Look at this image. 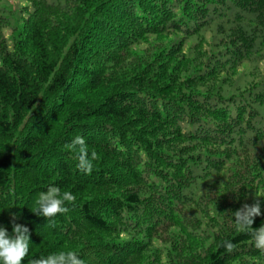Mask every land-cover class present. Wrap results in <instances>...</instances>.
<instances>
[{
    "label": "trees",
    "instance_id": "16d2710c",
    "mask_svg": "<svg viewBox=\"0 0 264 264\" xmlns=\"http://www.w3.org/2000/svg\"><path fill=\"white\" fill-rule=\"evenodd\" d=\"M51 184L76 202L47 220ZM256 202L254 229L264 0H0V226L28 227L22 264H264L232 215Z\"/></svg>",
    "mask_w": 264,
    "mask_h": 264
},
{
    "label": "clouds",
    "instance_id": "9594fccd",
    "mask_svg": "<svg viewBox=\"0 0 264 264\" xmlns=\"http://www.w3.org/2000/svg\"><path fill=\"white\" fill-rule=\"evenodd\" d=\"M69 149L76 153L77 169L84 174H91L94 165L93 161L98 160L99 156L96 151L89 154L86 140L83 136H76L68 145ZM260 196V195H258ZM76 196L69 192H61L59 186L51 184L46 191H42L31 211L36 216H43L47 220L57 214L67 213L69 208L66 204L75 205ZM11 208V207H10ZM235 217L236 231L251 236L254 246L264 251V224L259 228L252 227L254 217L261 215L260 203L256 202L252 205L243 204L241 208L232 213ZM18 214L13 213L11 217L12 234L7 229L0 226V264H22L25 257L29 253L30 235L27 226L16 223ZM221 246L226 252H232L235 245L231 240H224ZM28 264H85L80 258L77 251L68 250L50 254L46 257L31 259Z\"/></svg>",
    "mask_w": 264,
    "mask_h": 264
},
{
    "label": "rangeland",
    "instance_id": "374dc122",
    "mask_svg": "<svg viewBox=\"0 0 264 264\" xmlns=\"http://www.w3.org/2000/svg\"><path fill=\"white\" fill-rule=\"evenodd\" d=\"M250 160L251 161H254L255 160V157H250ZM251 205V204H250Z\"/></svg>",
    "mask_w": 264,
    "mask_h": 264
}]
</instances>
